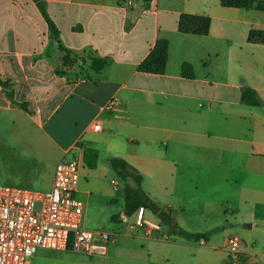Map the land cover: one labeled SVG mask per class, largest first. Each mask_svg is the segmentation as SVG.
<instances>
[{
    "label": "crops",
    "instance_id": "obj_1",
    "mask_svg": "<svg viewBox=\"0 0 264 264\" xmlns=\"http://www.w3.org/2000/svg\"><path fill=\"white\" fill-rule=\"evenodd\" d=\"M185 13L209 16V33L181 32ZM251 29L264 30V8L221 0H0V77L13 92L0 84V184L49 189L63 157L93 148L97 165L84 161L76 195L85 227L106 223L111 237L60 250L82 264H264V44L248 41ZM161 38L165 71H140ZM245 86L260 105L245 104ZM113 157L142 175L156 208L146 214L162 230L131 228L124 189L136 182ZM51 250L37 252L40 264Z\"/></svg>",
    "mask_w": 264,
    "mask_h": 264
},
{
    "label": "built area",
    "instance_id": "obj_2",
    "mask_svg": "<svg viewBox=\"0 0 264 264\" xmlns=\"http://www.w3.org/2000/svg\"><path fill=\"white\" fill-rule=\"evenodd\" d=\"M131 3V1H130ZM113 101L106 107L110 108ZM84 163V153L77 149L56 165L54 182L45 190L0 184V264H32L40 249H68L90 252L97 238L109 240L111 234L86 228L84 203L76 195ZM114 188L119 182L112 179ZM133 229L145 233L163 229V223L146 214V207L135 211ZM240 237L232 235L228 247L240 252Z\"/></svg>",
    "mask_w": 264,
    "mask_h": 264
},
{
    "label": "trees",
    "instance_id": "obj_3",
    "mask_svg": "<svg viewBox=\"0 0 264 264\" xmlns=\"http://www.w3.org/2000/svg\"><path fill=\"white\" fill-rule=\"evenodd\" d=\"M221 3L230 7L252 8L257 6L259 8H264V2L255 3L254 0H221ZM42 12L49 21L53 36L57 37L59 35V30L55 23L50 19L46 9L43 6ZM210 26L211 18L209 16L186 13L181 15L178 23V27L181 32L197 35H207L210 31ZM248 41L250 43L264 44V30L251 29L248 35ZM168 48V40L165 38L159 39L149 56L140 64L139 70L149 73H163L166 69ZM71 58L70 51L66 49L64 55L65 64L70 63L72 61ZM108 64L109 61L106 58L96 60V65L98 68H104ZM182 70L186 77H193V65L191 63L185 62L182 66ZM0 84L7 88V94L9 97H12L13 92L12 90L8 89L9 83L0 77ZM243 100L245 104L249 106L260 105V100L252 87H244ZM98 157L99 152L96 149L86 148L84 150V161L89 167H96ZM110 163L122 179L126 180L127 178L132 177L136 182V186H132L130 184H126L125 186L126 212L131 214L142 205L156 209L154 203L150 201L149 196L141 187L142 175L139 173V171L123 158L113 157L110 159ZM161 215L164 216L166 213H162ZM190 236L199 239L205 235L203 233H196L190 234Z\"/></svg>",
    "mask_w": 264,
    "mask_h": 264
},
{
    "label": "rangeland",
    "instance_id": "obj_4",
    "mask_svg": "<svg viewBox=\"0 0 264 264\" xmlns=\"http://www.w3.org/2000/svg\"><path fill=\"white\" fill-rule=\"evenodd\" d=\"M69 64V63H68ZM103 225H96L94 229L106 230L109 228L108 224L102 223ZM240 237V236H239ZM52 256L45 262V264H82V256L74 251L64 250H51ZM33 260L37 263H41V254L37 253Z\"/></svg>",
    "mask_w": 264,
    "mask_h": 264
},
{
    "label": "water",
    "instance_id": "obj_5",
    "mask_svg": "<svg viewBox=\"0 0 264 264\" xmlns=\"http://www.w3.org/2000/svg\"><path fill=\"white\" fill-rule=\"evenodd\" d=\"M247 226H250V225H247Z\"/></svg>",
    "mask_w": 264,
    "mask_h": 264
}]
</instances>
